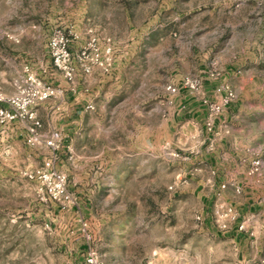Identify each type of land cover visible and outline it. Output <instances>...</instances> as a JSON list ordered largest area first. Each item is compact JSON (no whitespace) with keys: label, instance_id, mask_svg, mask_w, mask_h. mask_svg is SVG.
Segmentation results:
<instances>
[{"label":"rangeland","instance_id":"obj_1","mask_svg":"<svg viewBox=\"0 0 264 264\" xmlns=\"http://www.w3.org/2000/svg\"><path fill=\"white\" fill-rule=\"evenodd\" d=\"M60 30L75 53L91 36L103 48L110 40L111 70L79 69L69 82L47 48ZM29 76L62 95V81H79L93 108L53 119L47 113L60 108L58 98L37 108L63 136L55 166L71 203L43 201L25 176L54 155L50 149L24 136L0 146V264H90V253L96 264H242L230 232L218 231L216 207L201 199L199 183L211 178L219 155L208 139L216 125L183 135L170 123H187L189 103L215 100L229 85L236 98L228 107L234 119L223 128L225 153L239 167L221 157L217 185L228 191L237 177L253 191L256 180L245 179L243 165L250 153L260 156L254 192L261 206L253 212L264 210V0H0V87L15 94ZM196 76L207 78L198 93L167 91Z\"/></svg>","mask_w":264,"mask_h":264},{"label":"built area","instance_id":"obj_2","mask_svg":"<svg viewBox=\"0 0 264 264\" xmlns=\"http://www.w3.org/2000/svg\"><path fill=\"white\" fill-rule=\"evenodd\" d=\"M71 43L70 35L60 30L51 35L47 45L54 67L60 70L69 82H75L79 69L86 75H90L96 67L104 71L111 70L114 49L110 40L103 48L100 46L99 40L91 36L88 45L76 53L73 52ZM206 79L202 76L186 78L183 80L182 87L169 85L167 91L172 95H178L181 89L198 93L201 91ZM62 94L63 92L60 89L37 81L33 76H29L26 85L19 87L18 92L15 94H6L0 87V136H5L11 127L23 124L26 126L24 137L27 144L37 146L41 142L39 130L43 126L37 108L42 103ZM215 97V100H211L206 96L200 97L206 111L205 127L208 132L214 131L216 120L225 113L229 105L235 100L236 95L229 85L224 84L217 89ZM92 108L93 105L88 104L87 109ZM62 141L63 136L60 132L52 133L42 143L54 155L47 159L41 167L25 173L29 181L40 186L39 192L43 201L54 202L59 205L72 202L71 195L67 190L66 176L59 172L55 166L57 161L55 153L61 149ZM170 154L174 158H181V154L178 152ZM250 154L253 156L249 161H246L248 163L246 173L249 177H261L263 175V160L256 154ZM222 188L224 189L225 186H222ZM240 217L241 215L234 207L224 208L223 212H220L217 216L218 231L222 234L229 233L233 223ZM198 219L201 220L200 217ZM238 230L241 232L247 231V222L243 220ZM87 261L90 264H96L97 259L93 253H90Z\"/></svg>","mask_w":264,"mask_h":264},{"label":"crops","instance_id":"obj_3","mask_svg":"<svg viewBox=\"0 0 264 264\" xmlns=\"http://www.w3.org/2000/svg\"><path fill=\"white\" fill-rule=\"evenodd\" d=\"M60 85V87L66 92L64 95L57 97L59 103L62 105L57 110H49L47 115H50L52 119L57 117L59 118V116L62 115L64 117L72 116L73 118L78 115L81 107L90 103L91 96H87L86 93H83V91L86 92L87 90L79 81L73 86L66 81H62ZM195 101H198V99ZM190 105L193 107H191L192 109H189L186 115L189 119L187 123L183 124L185 120L180 122H176V120H174L170 123L171 131L172 128L178 129V127L182 126L183 135L189 134V131H191V134L194 132V134L198 135L200 134V129L203 134L205 127V122L203 121L206 119L205 109L203 108L202 103H189V106ZM183 107L187 109V105H184ZM67 108H69V111L66 110ZM228 109L229 108L226 109L224 116L218 118L216 121V137H214V139L208 138L212 145H215L213 148H217L219 150V155L215 157L216 167H212L213 175L211 178L207 180V183H199L203 184L201 188V199L205 203L204 206H206V204H208V206L210 204L211 206H215L218 215L220 212H223L224 208L233 207V205L243 211L246 210L245 215L248 216L247 218L249 219L247 222V231L241 232L238 230L241 222L243 221L242 218H239L233 223L230 234L234 238L233 241L237 246H239V252L243 257V260L241 261L242 264H264V221L258 218V214L264 213V210L260 209L257 212L255 211L256 213L253 212L258 205L261 206V203L257 202L260 195L258 194V191H256V193L254 192L256 189L254 185L258 184L260 179L258 177H249L246 173L248 165L242 164L244 167L243 171L245 172V179L247 177L249 179L256 180V182H252L253 185L250 188V190L253 191H249L247 187L246 189L248 190L243 189L244 184L237 177L233 183H230L228 191L222 190V187L217 185L220 175H217L216 172L221 173V165L225 166L224 162H220L221 157L229 159L230 162L228 165L230 167L233 166L235 169L239 167L238 161L232 157L231 153L229 155L225 153V146L227 143L226 138H228V134L224 132L223 128L225 124H230L234 119V117L228 112ZM83 112L84 111H82V113ZM39 118L41 119L43 126L39 130V138L41 142L37 146H44L42 142L48 139L52 133L59 132V129L58 125L53 122V120L49 125L50 128H48L46 123L43 121V115H39ZM25 133L26 132H24V130H21L18 127L9 129L5 136H0V146L2 144L4 145L6 140L17 136H24ZM234 152H236V158L241 156L239 152ZM236 172L239 173L238 170H236ZM259 230L260 235H258ZM252 236H255V238H252Z\"/></svg>","mask_w":264,"mask_h":264}]
</instances>
